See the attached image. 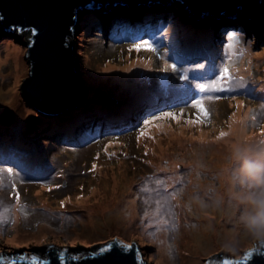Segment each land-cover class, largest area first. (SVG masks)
<instances>
[{
	"label": "rangeland",
	"instance_id": "rangeland-1",
	"mask_svg": "<svg viewBox=\"0 0 264 264\" xmlns=\"http://www.w3.org/2000/svg\"><path fill=\"white\" fill-rule=\"evenodd\" d=\"M135 16L136 12H131L129 17ZM87 18L89 20V17ZM162 18L166 26L158 35L165 29L167 37L162 46L153 43L157 52L145 48L137 50L131 42L127 43L125 38L121 39L120 35L112 36L113 31L120 30L116 29L114 24L102 26L100 29L104 34L93 36V31L98 27H88L87 24L91 22L79 21L74 28L76 35L72 42L73 61L78 69L77 78L89 95L100 98L101 92H107L110 94L109 98H106L108 95L104 93L103 99L117 104L106 107L98 102L101 107L106 108L105 110L110 107L107 112L102 113L99 108L88 105V101L84 99L60 117L65 118L64 124L57 125L59 118L51 119L45 128L33 124L29 117L14 108L15 84H22L24 72V47L13 35L0 29V118L12 115L9 125L0 124V131L4 128L7 137L0 141V150L8 151L12 148L19 157L14 158L21 162L23 160L28 165L22 168L19 161L15 162L17 165L11 166L0 164L3 167H13L14 175H19L20 179L16 181L17 189L20 200L28 206L29 213L23 216L17 210L10 188L0 190V212L3 207L10 209L9 222L0 225L5 230L4 234L0 235V254L6 255L11 248L30 246L90 248L97 243L119 238L126 244L137 245L142 258L149 264H198L208 251L227 254V257L233 260L238 258L245 248L255 243L260 244L251 238L239 220L245 206L233 198V193L238 188L234 186L232 179L233 162L230 154L226 153L225 158L228 161V171L225 175L229 181L226 191L218 192L217 178L208 162L215 160L211 150L218 146H228L214 141L213 134L217 132V128L226 124L239 106L244 112L242 127L252 135L247 139L248 142L251 139L253 141V144L249 143L252 150L248 154L255 156L264 150V143H261L264 141V135L261 134L264 130V16L260 25L251 30H240L231 24L215 21L204 30H194V33H191V29H184L187 26L175 18ZM223 28L225 30H222ZM230 28L242 35L241 44L246 49L244 56L234 58L233 74L244 76L247 85L244 89H238L235 94H214L228 96L227 99L206 102L211 123L195 126L185 124L186 119L193 118V110L189 108L185 110L179 123L172 120L158 121L162 127L158 129L157 137L152 142L145 139L151 129L147 130V135L139 136V129L143 124L137 125V128L129 133L106 136L116 130L110 125L99 135L83 138L86 134L89 136L95 123L103 126L109 122L108 115L117 111L114 107L123 110L124 105H120V101H125L134 92H142L141 87L132 90L134 86L163 78L169 79L170 83L171 79L181 83L180 76L184 69L188 70L190 79L183 81L193 86L207 82L206 77L204 80H191L196 71L204 73L212 68L218 74L219 68L227 62L226 36ZM220 32L223 35H220ZM187 35L195 39L193 46L201 48L203 44L196 42L202 35L211 39L210 43L206 44L210 59L205 57L203 51L197 50L199 54L193 57L199 61L188 56L187 61L177 63V72L163 71L164 59H167L169 64L173 63L171 45L177 43V37ZM6 44L14 47L16 51L9 54L8 48L4 46ZM197 63L205 64L206 68L197 70ZM235 68H238L239 72H236ZM149 85L155 90H160L155 84ZM184 87L181 94H185ZM232 95H235L234 99L231 98ZM104 114L106 116L100 119ZM79 115L82 117L77 123L75 117ZM137 115L138 111L133 112L125 121L135 123L139 120ZM120 125L125 126L113 124L115 127ZM197 131L202 134L206 132L204 141L201 142L197 138ZM47 132L56 134L53 138H46ZM179 135L183 137L181 146L176 142ZM53 141L60 142L54 144ZM63 143H68L65 145L69 147L60 145ZM149 147L158 150L159 155L152 159L151 154L147 153ZM226 150L229 151V148L226 147ZM0 158H3L1 154ZM39 165L45 167L47 176L37 178V174L32 172L34 168H40ZM116 175L124 183L125 193L123 184L122 189L118 186L108 190L99 184L102 181L108 186L109 180L115 183ZM193 179L203 182L204 187L194 185ZM157 180L162 183L158 185ZM152 186L153 190H145ZM131 189L134 197L130 195ZM160 189H163V192ZM115 193L119 194L118 201L115 202L118 205L115 212L117 216L114 220L102 221L98 211L99 203ZM205 199L223 202L224 214H216L207 209L197 211L203 215L204 221H199L200 216L198 217L197 212L192 213L190 209L179 214L183 208L181 203H187L189 207L191 201H196L205 206ZM95 206L97 208L93 213L87 215ZM226 214L228 216L225 219ZM220 226L222 227L216 234L214 229ZM223 226L235 229L236 235ZM203 228L207 231H203Z\"/></svg>",
	"mask_w": 264,
	"mask_h": 264
},
{
	"label": "water",
	"instance_id": "water-1",
	"mask_svg": "<svg viewBox=\"0 0 264 264\" xmlns=\"http://www.w3.org/2000/svg\"><path fill=\"white\" fill-rule=\"evenodd\" d=\"M260 1L264 3V0H0V29L9 32L24 47V72L22 84H15L14 108L33 124H39L43 116L39 125L45 128L51 119L64 116L84 100L85 89L77 78L72 42L78 22L76 16L85 6L101 9L87 11L88 8L80 17L113 18V11L107 10H127L143 18H175L195 31L204 30L215 21L251 30L260 25L264 16V11L259 14L263 8ZM11 119L12 115L3 116L0 123L7 126ZM114 241L117 240L90 248L34 247L28 254L36 255L44 264H62L61 252L65 253L63 264H149L137 253L135 245L128 249L114 244L106 253L88 255ZM13 252L21 253L13 250L6 254L12 256ZM249 252L251 256L245 261L242 255ZM70 255H79L82 259L70 260ZM238 258L235 261L241 264H264V245L255 243L245 248ZM224 260L232 261L225 254L208 251L198 264H223Z\"/></svg>",
	"mask_w": 264,
	"mask_h": 264
},
{
	"label": "snow or ice",
	"instance_id": "snow-or-ice-1",
	"mask_svg": "<svg viewBox=\"0 0 264 264\" xmlns=\"http://www.w3.org/2000/svg\"><path fill=\"white\" fill-rule=\"evenodd\" d=\"M228 44L226 47V53L227 56V62L224 63L218 71V74L213 71L212 68L207 69L204 73H200L199 71H196L191 76V80L197 81V80H204L205 77H207V82H201L196 83L194 86L189 83L186 87H184V93L185 95L191 100L190 107L193 110L192 117L185 120V124L189 126H195V125H201L206 123H211V116L210 111L208 107H206V102L211 101H219L221 99H227L228 96L223 95H214L216 93H229V94H235L237 93L238 89H244L247 85V82L244 78V76H237L233 74L234 69V63L233 60L237 56H244L246 53V49L242 46L241 40L242 35L237 32H230L227 36ZM134 47L137 50H140L141 48H145L148 50H151L152 52H157V48L153 46L152 43H150L148 40H144L140 44L134 45ZM167 55V54H165ZM163 59V57H162ZM164 68L163 71L167 72L171 70L172 72H177V63H168L167 59H164ZM196 69H205V64L203 63H197ZM236 72H239L238 68H235ZM182 80L189 81L190 77L188 75V70L184 69L182 71V74L180 76ZM167 82H165L166 84ZM231 98H235V95H232ZM185 113V109L181 108L179 112L177 111H161L159 114L151 115L149 118L144 119L142 127L139 129V136L143 137L148 134L147 130H149L152 127L161 128L162 125L160 123H157L158 121H165V120H172L176 123H179L181 118H183ZM235 113H233V116ZM254 119V117H253ZM229 133L221 131L219 133V136L217 139L226 137ZM262 135H264V130L261 132ZM153 138L154 137H150ZM261 143H264V141H261ZM0 163L8 164L13 163V161H10L8 158H0ZM93 168H95V165H93ZM20 178L18 174L14 175V168L13 167H3L0 166V190H3L5 188L11 189V194L14 196L16 201L17 210L23 215L27 216L29 213L27 212V205L23 204L20 200V193L17 189V182ZM156 183L159 185L162 183V181L157 180ZM59 187V185H57ZM50 190V189H49ZM147 190V189H145ZM158 195H161V193H158ZM79 199V198H78ZM0 204H2V201H0ZM61 207H63V202H61ZM10 209L8 207H3V211L0 212V225L7 224L8 221V215H9ZM14 223V221H13ZM164 223H167L164 221ZM3 227H0V235L4 234ZM114 244L122 245L125 248L132 249L134 246L132 244L124 245L122 241H114L113 243L107 244L102 248H99L95 250L92 253H89V256H96L98 254H103L108 251H110ZM251 256V253L245 255L244 260L247 261L249 257ZM60 258L63 264L65 253H60ZM70 260H79L82 259L79 255H70L68 257ZM0 264H44L43 261H40L39 258L36 255H31L27 253H21V254H14L12 256H7L0 254ZM223 264H241L239 261H230V260H224Z\"/></svg>",
	"mask_w": 264,
	"mask_h": 264
},
{
	"label": "bare ground",
	"instance_id": "bare-ground-1",
	"mask_svg": "<svg viewBox=\"0 0 264 264\" xmlns=\"http://www.w3.org/2000/svg\"><path fill=\"white\" fill-rule=\"evenodd\" d=\"M101 19H102V21H106V22L109 20V18H106L105 19V18H99V17H89V22L97 23V22H100L99 20H101ZM220 22H221V24H224L225 23V22H222V21H220ZM117 24H122V21H117ZM184 29H188V28L187 27H184ZM81 33H83V32H81ZM4 46L6 48H8L9 54L12 51H16V49L14 47H12L11 45H9V44H6ZM240 103L241 102H239V105H240ZM114 108L116 110H118V111H121V109L118 108V107H114ZM233 113H235L234 116H233ZM233 113L230 115V117L226 121V124L223 127L217 128V132L215 134H213L214 141H217L219 143H223L225 145L227 144L228 146H226V147L229 148V151H228V150H226V147L225 146L224 147H219L218 146L215 150H213V151L211 150L210 151L215 160L209 161L208 163H209V167L211 168L212 172L215 173V175H216L217 184L219 185V191L218 192H220L221 190L222 191H226L227 186H229V184H228L229 183L228 177L226 176L227 175V171H228V169L226 167V164L228 163V161L225 159L226 158V153H227V155L230 154L229 157L231 158L232 147H233V145H236V144H239V146H241L243 149L247 150L248 153L252 150L250 148L249 143L250 144H253V141H252V139L249 142L247 140V139H250V136H252L251 135V132L248 133L246 131V129L245 128L243 129V127H242V125L244 123V118L242 117L243 116L242 113H244V112L241 110V108L239 106L237 108V110H235ZM126 114L129 115V116H131L127 111H126ZM136 125H137V123L135 122L134 123V128L136 127ZM150 129H151V132H150L149 136L146 137L145 139L146 140H149L150 142H152L157 137L158 128L152 127ZM221 131L228 132L229 134L226 137L217 139V137L219 136V133ZM56 132H52L51 134L49 132H47V134L45 135V137L46 138L47 137L53 138V136H54V134H56ZM205 135H206V132H205V134H202V133H199L197 131V138L200 139L201 142L206 139V136ZM86 137H88V134H86L85 136H83L84 139ZM150 137H154V139L153 138H150ZM208 137L211 139V135H209ZM189 139H191V138H189ZM243 140H245V141H243ZM176 142H177V145L178 146H181L182 145V143H183V137H182V135H179V137L176 140ZM245 142H248V144L246 143V145H243V144H245ZM79 147H81V146H77V148H79ZM159 150H160V148H159ZM147 153L148 154H151L150 156L152 157V159L155 158V157H157L159 155L158 154V150H156L154 147H149L148 150H147ZM41 167L43 168L42 171H41V169H38L39 172H37L35 170H32V172L33 173H36V174H38L40 176H47V170L45 169L44 166H41ZM156 169H158V168L156 167ZM113 181H114V179H113ZM99 184L102 185L103 189L107 187V190L110 187H112V188H118V186H119V189H122V184H123V187H125L124 183H122L120 181L119 176H117V175H116V181H115V183H112L109 180L108 186H107L106 183H102V181ZM193 184L194 185H197L199 187H204V183L203 182L195 181L194 179H193ZM125 191H126V187L123 190V193H125ZM120 194H121V192H120ZM130 195L134 197V193H133V190L132 189H131V194ZM118 197H119V194H116L115 193V194L110 195V197L105 198L102 203H99V210L98 211L100 212V215H101L100 219L102 221L114 220V217L117 216V214L115 212H116V209H117L118 205L115 202L118 201ZM203 203L207 207L201 206L200 205L201 203H198L196 201H191V205L189 207H187V205H188L187 203H181L180 205L183 208L180 210L179 214L186 213L188 209H190L191 212L194 213V214H195V212H197V211L200 212L203 209L211 210L212 212H214L216 214H221V215L224 214L223 202H213L211 200H206L205 199V202H203ZM96 208H97V206L93 207L87 213V215H91ZM244 210H245V207H244ZM130 211H131V209H129L128 212H130ZM198 212H197L198 217L200 216L199 217V221H204V220H202V218H204L203 215L201 213H198ZM227 216H228V214H226L224 218L226 219ZM122 218L125 219V217H122ZM196 220H197V218L194 219V221H196ZM229 220L232 221V219H229ZM91 222H94V221L91 220ZM202 224L205 225L206 223H202ZM221 227L222 226L217 227L216 229H214V232H216V234H217L218 229L221 228ZM223 227H225L226 229H228L227 226H223ZM225 228H224V231L227 232ZM204 230L207 231L206 228H203V231ZM228 230H231L232 233L234 234V236L236 235V230L235 229H228Z\"/></svg>",
	"mask_w": 264,
	"mask_h": 264
},
{
	"label": "clouds",
	"instance_id": "clouds-1",
	"mask_svg": "<svg viewBox=\"0 0 264 264\" xmlns=\"http://www.w3.org/2000/svg\"><path fill=\"white\" fill-rule=\"evenodd\" d=\"M135 17L140 18L141 21H143L146 25H150L152 27V31L150 33H154V32L159 33L162 30V28L166 26V23L163 20L162 16L143 18L139 14L136 13ZM159 17H161L160 24L156 21V19ZM149 23H155V24L151 25ZM190 29L191 28H188L186 30H190ZM191 31H192L191 33L195 32L193 29H191ZM165 34L166 33L164 29L162 34L160 35L156 34L153 36L159 37ZM177 41L184 45H186L187 43L186 41H190L189 43L192 45H187V46L196 47V46H193L195 39L192 38L191 35L190 36L187 35L184 37H181V36L177 37ZM140 43L142 42H139L138 44ZM154 81H157V80H154ZM101 93L107 94V92H101ZM102 94H101L100 99L103 98ZM86 95H87V92H86ZM84 99L87 100L86 96ZM17 148H18V145H17ZM231 159L233 162L232 179L234 182V186L238 188V190L234 191L233 198L237 200L239 204H242L245 206V210L241 213L239 220L243 224L244 228L246 229L247 233L251 236V238L255 241H259L260 243L264 245V150L259 152L257 155L252 156L248 154L247 150L243 149L241 146H239V144H236V145H233L232 147ZM244 189H250V191L245 192ZM160 191L163 192V189H160ZM115 239L119 240V238H114V239L106 241L105 243L111 242ZM119 241H122V240H119ZM97 244H100V243H97ZM123 244L127 245L125 242ZM131 244L135 245L134 243H131ZM44 247H53V245H45ZM31 248H34V247H29V249ZM67 248H77V247H67ZM19 249L20 248L11 249V251L9 252H12L13 250L18 252ZM29 249L26 250L27 254L29 253L28 252ZM13 253L21 254L25 252L21 251V253H15V252ZM137 253L141 256L138 248H137ZM225 256L227 257V254H225Z\"/></svg>",
	"mask_w": 264,
	"mask_h": 264
},
{
	"label": "trees",
	"instance_id": "trees-1",
	"mask_svg": "<svg viewBox=\"0 0 264 264\" xmlns=\"http://www.w3.org/2000/svg\"><path fill=\"white\" fill-rule=\"evenodd\" d=\"M120 16V14L119 15H117V17H119ZM119 19H117V21H118ZM80 21L81 22H89V20H88V18H87V16H82V17H80ZM100 22H97V30H95V31H93L94 32V34H92L93 36H98V35H103L104 33H103V31L101 30L102 29V26H105V27H107L108 26V23H110V20H108L107 22L106 21H102V19L101 20H99ZM117 21H114L115 23V26H116V29H117V27H119V24H117ZM121 21V20H120ZM141 20H140V18L139 19H137V20H135V21H131V24H133V23H139ZM124 24L122 25L121 24V26L123 27L122 29L123 30H115V31H113L112 32V36H118L119 34H121V33H123V36H124V33H126L125 34V36H129L128 34H127V27H126V24H125V22L124 21H122ZM87 26L89 27V26H91V23H89V24H87ZM101 28V29H100ZM98 29H100V30H98ZM82 30H84V28H82ZM231 30H233V29H231ZM234 31V30H233ZM233 31H230V32H233ZM229 32V33H230ZM263 33H264V31H262ZM96 33V34H95ZM142 84H140L139 86H141ZM138 86H134L132 89L133 90H135L134 88H137ZM142 87H144V86H142ZM170 87V85L169 84H167L166 85V88H169ZM137 93L138 92H134V93H132L131 94V96L130 97H128L125 101H120L121 103H120V105H124V109L123 110H121V111H114V112H112V114L114 115V117H116V118H119V117H121V118H127L129 115H127L126 114V111L131 115L133 112H135L137 109H139V107L140 106H137V102L140 104V102H141V100H136V101H134V99H137L136 98V95H137ZM85 94H86V92H85ZM89 93L87 92V95H86V98H87V101H88V105H92V106H94V107H96V108H99L100 109V112H102V113H104V111L105 112H107L109 109L108 108H110V107H108L107 108V110H105L106 108L105 107H101L102 105H100V104H98V102H100L101 101V97L100 98H97V97H92L91 95H88ZM108 94V96H106V98L107 97H109L110 96V94L109 93H107ZM89 98H91V99H89ZM92 101H95V102H92ZM143 102V101H142ZM98 115V114H97ZM105 115V114H104ZM104 115H102L101 117H99L100 119H102L103 118V116ZM82 116L81 115H79V116H76V118H81ZM64 120H65V118H59V120L56 122L57 123V125L58 124H61V123H63L64 124ZM43 122V118H42V120H41V122L40 123H42ZM115 128V127H114ZM116 129V128H115ZM4 128H3V130H1L0 131V141H2L4 138H7L6 136H5V133H4ZM117 131V129L116 130H114L113 132H110V134H113V133H115ZM53 142H55L56 144H59V142L60 141H53ZM62 145H64V146H66V145H68V144H62ZM17 148V147H16ZM15 153H16V151H15ZM0 154L3 156V158H8L10 161H13V163H15V162H17V160L14 158V150L11 148V150H8V151H6L5 149H2V150H0ZM17 154V153H16ZM12 163V164H13ZM21 163V162H20ZM1 164H3V163H1ZM0 164V165H1ZM8 164H10V163H8ZM4 165V164H3ZM22 167H24V165L22 164ZM39 167L40 168H34L33 170H35V171H37V172H39V170L38 169H41V171L43 170V168L41 167V165H39ZM44 176H40L39 178H43Z\"/></svg>",
	"mask_w": 264,
	"mask_h": 264
},
{
	"label": "flooded vegetation",
	"instance_id": "flooded-vegetation-1",
	"mask_svg": "<svg viewBox=\"0 0 264 264\" xmlns=\"http://www.w3.org/2000/svg\"><path fill=\"white\" fill-rule=\"evenodd\" d=\"M30 247H31V246H30ZM11 249H15V248H11ZM16 249H18V248H16ZM27 249H29V248H27V247H25V248H20V249L18 250V252L24 251L25 253H27V252H26Z\"/></svg>",
	"mask_w": 264,
	"mask_h": 264
}]
</instances>
